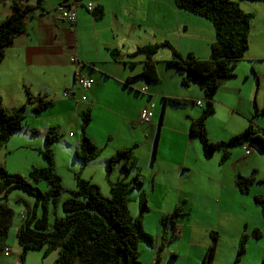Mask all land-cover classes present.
<instances>
[{"label":"crops","instance_id":"crops-1","mask_svg":"<svg viewBox=\"0 0 264 264\" xmlns=\"http://www.w3.org/2000/svg\"><path fill=\"white\" fill-rule=\"evenodd\" d=\"M63 1L0 0V23L10 14L13 3L22 7L34 8V11L28 13L25 20L26 32L18 35L11 45L4 48L3 57L0 60V106L5 112L11 113L23 105L26 102L27 94H29L34 99L42 96L53 102V107L45 110V112L55 107L60 109L62 105L61 115L71 116L75 120L76 126L77 118L83 110L100 106L106 111H108L107 108H112L113 111L120 112L123 120L130 124L135 121L141 126L151 127L152 122L150 125L140 123L139 114L143 108L137 111L135 120L128 117L131 110L132 95L141 94L145 96L144 99L154 98L155 101L163 97L181 99L192 102L190 104L192 107L197 106L194 105V102H200L201 106L204 105L203 93L196 84H190L187 88L182 87L180 81L183 74L164 67V62L172 59L171 51L167 47L160 46L152 56L158 80L150 84H146L143 78L139 76L146 57L141 52L137 53L136 50L140 47L167 42L182 56L191 53L199 59H208L210 45L214 42L215 33L213 26L207 19L177 9L174 0H95L92 14L85 10L86 0H81L76 9L77 18L74 28L70 29L68 23L58 17ZM233 1L238 3L244 13L253 15L250 22L248 50L238 61L234 71V74L237 75L235 77L239 78V65L241 63L264 61V2ZM96 10L101 11L100 19H96L93 15ZM71 58H75L76 61L72 63ZM78 75H84L92 82V87L86 92H82L76 84ZM228 81L220 85L213 98L214 113L219 108L229 111L235 116L237 112H241L239 114H243L242 118L248 125L249 121L256 119L257 111L263 107H254L255 103H251L250 100L245 103H241L242 100H235V103H232V94H237V92L231 88L230 84L227 83ZM63 93H68L69 98H66ZM83 96L85 100H82ZM197 108L188 110L183 118L168 127L173 136L170 147L177 146L180 149L182 143L187 145L190 143L188 134L190 121L196 119L201 112V107L197 106ZM34 115L30 107H27L24 124L28 126L29 121L26 122V120L34 117ZM209 118L210 116L206 120L208 139L219 141V139H212L209 136ZM163 120L165 124V119ZM29 128H32L31 124ZM129 129L134 131L130 126ZM85 135L100 150V155L85 165V169L77 167V172L84 180L97 185L104 196H108L109 183L122 179L123 176H121L120 167L117 166L107 173V161L116 152L129 148H133L132 155L135 158L134 151L139 146L131 140H124L123 145L113 146V138L110 137V134L106 130L99 134L94 132L91 121L85 130ZM145 139L147 140V137ZM79 142L80 140L76 141L74 155L78 152ZM173 150L175 148H172L170 153L175 154ZM170 153L167 155L169 157L166 156L164 159L159 158L158 153L152 157L153 165L165 163L172 166H168L166 170L162 169L160 174L152 171V177L149 178L152 184L150 191L155 193L159 189L157 185L161 187V184L156 182L157 177L160 178L162 175L166 179L173 173L170 168L174 170V167L178 165L181 172L178 176L179 182L174 190L172 202L176 204L185 199L190 205L196 202L207 206L202 187L194 182L193 177H197L198 180V177L208 176L211 180L213 175L210 174L212 172L208 171L207 168L197 170L187 165V150L183 151L184 154L181 153L177 160H172L174 156H171ZM243 154V161L232 163L235 165L233 171L230 166L225 167L222 171L223 173L228 169L226 182L233 186L232 191H229L228 185L221 178L222 173L217 180V184L220 185L219 191H221L218 200H215L218 205L217 218L218 220L221 219L223 224L232 223L234 214L229 203L226 200H221L225 186L228 189L226 190L227 194L233 198L238 196V190L235 186L237 174L244 177H254L256 172L259 173L257 164L261 165L260 158L255 161L250 157V153L245 154V150ZM217 155L215 154L210 160H213ZM99 159L104 162L103 165L97 164ZM197 159V166L207 167V164H203L201 160L205 162L208 160H204L201 153ZM91 167H98L102 170V178L104 179L101 183L93 181V176H91L93 169ZM185 173H188L189 177L192 178L185 181ZM190 174L192 175L190 176ZM134 175L130 171L129 177L125 180L128 181ZM113 177H115L114 180ZM183 183L185 185L182 187ZM170 188L172 192L173 189ZM139 190L145 191L144 183ZM211 202L215 203L214 201ZM192 207H194L193 204ZM144 219L143 216L142 227L144 226ZM164 233L162 231L159 246L153 244L154 239L152 245H149L153 250L152 260L149 264L155 263L156 257H158L157 263L160 264L165 259L161 253H165L167 246L179 242L183 235L180 233L178 239L168 241V236ZM165 238L167 242L164 241ZM189 243L188 252L191 249V242ZM170 257L177 258L178 255L171 252ZM54 258L55 256H52L51 259L54 260ZM259 258L263 260L264 256L260 255Z\"/></svg>","mask_w":264,"mask_h":264},{"label":"rangeland","instance_id":"rangeland-1","mask_svg":"<svg viewBox=\"0 0 264 264\" xmlns=\"http://www.w3.org/2000/svg\"><path fill=\"white\" fill-rule=\"evenodd\" d=\"M227 83L237 92V94H232V103H235V100H242L241 103L250 100L251 103H255L254 107H264V61H245L241 63L239 65V78L230 79ZM65 94L66 98H69L68 93ZM144 97L141 94H138V96L132 95L131 110L128 113V117L135 120V115L139 109L143 108L140 114L143 110H152L151 127L141 126L135 121L130 124L123 120L120 112L113 111L112 108H107L108 111H106L97 106L93 108L89 107L88 111L93 131L99 134L103 130H106L110 134V137L113 138V146L123 145L124 140H131L139 146L134 151L135 166L133 170L131 169V173H134V177H137L141 183H144L145 191L135 187L128 195L127 209L132 219L138 217V199L142 191L145 195L147 201L146 207L148 209V213L144 215L143 228L147 234L153 237L154 245H160V236L162 234L159 224L160 216L169 215L177 209L178 216L175 218V223L181 234L183 233L182 239L165 248V253H161L165 259L160 264H201L205 249L212 243L210 238L211 232H215L218 236L213 264H233L238 250L242 249L243 243H245L244 252L239 255L240 264H260L262 260L259 257L260 255L264 256V214L260 205L254 202V197L258 195L264 199V185L255 183V185L250 187L251 189H249L248 193L242 194L238 191V196L230 198L226 190L229 189L231 192L233 186H230L226 182L228 169L222 173L223 169L228 166L233 171L235 169V165L232 164L234 161H243L244 147L248 149L251 158L255 159V161L257 158H260L261 165H263L264 156L260 149L256 144L247 143L243 147L232 148L229 159L222 163H220L221 154L216 153L218 155L213 160H208V162L200 159L203 164H207V167L197 166V156L201 153L198 140L190 138V143L188 145L182 143L180 149L177 146L170 147L173 136L168 128L170 125L177 123L180 118H183L188 110L197 108V106L192 107L189 103H186L187 105L185 106H178L167 102L163 117L165 124L163 120V125L159 129L158 123L163 107L162 100L158 99L155 101L156 99L154 98H146V100ZM254 107L253 112L255 113ZM60 109H56L55 107L47 112L34 113V117L29 116L30 118L26 120V122L29 121L28 126L23 124L21 129L14 131L0 148V165L5 171L10 175L22 176L42 193L49 190L48 184L44 180L32 181L29 178V173L34 169L48 166V162L42 153L46 149L50 151L53 171L61 179L62 193L58 198L59 203L56 207H53L52 203L48 205L49 228L52 225L54 213L62 216L60 202L70 197L68 191L75 189L74 174L78 173L77 167L85 169L82 161L74 155L76 141L80 140L82 136L81 118L80 116L77 118L76 126L75 120L71 116L61 115ZM28 112L30 113V110ZM239 113L237 112L235 116L233 113L219 108L208 120L209 136L212 139L226 141L233 135L242 132L247 122L242 118L243 114ZM251 121L259 134L264 137V117L258 115L256 119L254 118ZM30 124L32 128H29ZM129 126L134 129L133 132L130 131ZM50 129H54L56 139L51 144H48L46 139ZM157 133L159 134L156 144ZM145 137H147V140ZM186 145L187 147L185 148ZM172 148H175L173 150L175 154L173 152L170 153ZM185 150H187V165L197 170L207 168L208 171L212 172L210 174L213 175L211 180L208 176L198 177V180L197 177H193L194 182L202 187L207 206L193 202L194 207H192V204H188L185 199L176 204L172 202L173 194H175L174 190L177 188L179 182L178 176L181 172L178 165L174 167V170L170 168L173 173L166 179L162 175L160 178L157 177L156 182L157 184L160 183L161 187L157 185L159 189L155 193L150 191L152 184L149 178L152 177V173L156 171L160 174V171H163L162 169L166 170L168 166H172L165 163L163 165H161L162 163H155L153 165L152 157L158 153L159 158L164 159L170 153L171 156H174L172 160H177ZM77 151L79 152V148ZM232 153L233 156L231 157ZM103 163L99 159L97 164L103 165ZM257 165L259 173L257 174L256 172L254 177L257 179L263 178L264 165ZM91 168L93 169L91 170L93 181L101 183L104 179L102 178V170L98 167ZM184 175L185 181L192 178L189 177L188 173ZM219 177L228 185V189H226V186L224 189L223 185L224 195L221 200H226L234 213L232 216L233 222L229 224H223L222 220H218L217 218L218 205L215 200H218L219 192H221L219 191L220 185L217 184ZM112 179L114 180L115 177ZM184 185L185 183H183L182 187ZM170 187L173 189L172 192ZM2 203L11 212V223L6 238L0 247V264H41L42 262L44 264H56V251L45 253L46 247L39 251H28L23 261L20 259L21 249L17 244L16 235L23 219L34 207V199L23 191L12 190ZM37 215H40L39 206L37 208ZM253 230H257L260 233L258 239L252 237ZM164 234L169 236V227H167ZM244 237H246V241H243ZM164 241L167 242L166 238ZM242 241L243 243H241ZM189 242H191L190 252H188ZM4 251L8 253L7 257L4 256ZM138 252L140 254L139 260L142 264H149L151 262L153 250L149 245L140 242ZM171 252H174L178 257L171 258ZM52 256H55L54 260L51 259Z\"/></svg>","mask_w":264,"mask_h":264},{"label":"trees","instance_id":"trees-1","mask_svg":"<svg viewBox=\"0 0 264 264\" xmlns=\"http://www.w3.org/2000/svg\"><path fill=\"white\" fill-rule=\"evenodd\" d=\"M240 1L264 2V0ZM174 5L177 9L205 18L211 23L215 39L210 45L209 57L202 60L191 53L182 56L167 42L140 47L136 52L143 53L146 59L139 76L146 84L158 80L152 56L160 46L167 47L171 51L172 59L165 61L164 67L181 72L183 74L181 86L187 88L190 84H196L204 96L205 102L203 106H200V115L190 121L188 132L190 138L198 140L202 158L210 160L216 153H220V163H222L229 159L232 148L243 147L247 143L256 144L264 156V137L259 134L252 121L248 122L242 132L226 141H210L206 132V120L214 113L213 98L218 88L235 77L236 64L248 50L250 22L253 15L244 13L238 3L233 0H174ZM32 11L34 8L22 7L16 3L11 5L10 14L0 23V60L3 57L4 48L11 45L18 35L26 32L25 20L28 13ZM93 15L96 19H100L101 11L96 10ZM126 84H128L127 81ZM44 99L42 96L34 99L27 94L26 102L11 113L5 112L0 106V148L14 131L21 129L25 122L27 107L36 114L53 107L52 101ZM161 100L163 107L159 118V129L167 102L178 106L192 104L190 101L175 98L163 97ZM194 105H196L195 102ZM257 112L264 117V107ZM80 118L82 136L79 152H76L75 156L87 165L100 155V150L85 135V130L91 121L88 109L80 113ZM55 139L56 133L54 129H50L47 143L51 144ZM245 149L248 151L246 147ZM132 152L133 148L118 151L107 161V173L117 166L120 167V173L123 176L122 179L109 183L108 197L102 195L97 185L84 180L79 173H75V189L68 191L70 197L60 202L62 216L54 213L50 228L48 205L52 203V206L56 207L62 193L61 179L53 171L50 151L46 149L42 153L48 166L34 169L29 173L32 181L44 180L48 184L49 190L45 193L33 187L22 176L8 174L0 165V247L11 223V212L2 202L12 190H20L34 199V207L23 219L16 235L17 244L21 249V261L28 251H39L46 247L45 253L57 251L56 264H142L139 260L138 245L140 242L152 245L153 238L142 227V217L148 213L147 201L142 191L138 199V217L132 219L127 209L129 193L135 187L142 186L137 177L133 176L128 181L125 180L135 166ZM255 183L264 185V176L259 180L253 176L244 177L240 174L235 177V186L242 194L248 193ZM254 202L260 205L264 214V199L257 195L254 197ZM38 206L40 215H37ZM177 216V209H175L171 214L160 219L162 231L165 232L169 227L168 241L178 239L180 236L181 232L175 223ZM252 237L258 239L260 233L253 230ZM210 238L212 243L205 249L201 264H213L218 236L215 232H211ZM244 240L246 241V237ZM244 244L242 249L238 250L233 264H240L239 255L244 252ZM157 262L158 257L154 264H158ZM260 264H264V259Z\"/></svg>","mask_w":264,"mask_h":264},{"label":"built area","instance_id":"built-area-1","mask_svg":"<svg viewBox=\"0 0 264 264\" xmlns=\"http://www.w3.org/2000/svg\"><path fill=\"white\" fill-rule=\"evenodd\" d=\"M81 0H64L62 7L59 9L58 12V17L61 20H64L65 22L68 23L69 28L73 29L75 22H76V9L77 7L80 5ZM95 0H86V3L84 4L85 10L89 13H93L94 8H93V2ZM125 1H129V0H125ZM70 61L73 63L75 62V58H71ZM76 84L79 87V89L82 92H86L87 90H89L91 88V80L89 78H87L84 75H78L76 78ZM64 96H66V94L64 93ZM82 100H85V97H82ZM197 106H201L200 102H196ZM139 120L140 123L143 125H150L152 122V110H143L139 116ZM245 154L248 155V151L245 150ZM4 256H8L7 252H4Z\"/></svg>","mask_w":264,"mask_h":264},{"label":"bare ground","instance_id":"bare-ground-1","mask_svg":"<svg viewBox=\"0 0 264 264\" xmlns=\"http://www.w3.org/2000/svg\"><path fill=\"white\" fill-rule=\"evenodd\" d=\"M92 87V86H91ZM145 91V90H144ZM246 150V149H245ZM5 252V251H4Z\"/></svg>","mask_w":264,"mask_h":264}]
</instances>
